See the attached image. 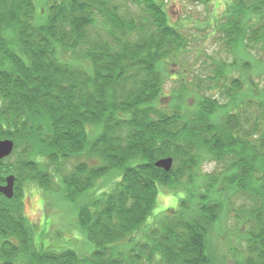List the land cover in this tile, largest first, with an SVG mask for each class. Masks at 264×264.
Instances as JSON below:
<instances>
[{
  "label": "trees",
  "instance_id": "trees-1",
  "mask_svg": "<svg viewBox=\"0 0 264 264\" xmlns=\"http://www.w3.org/2000/svg\"><path fill=\"white\" fill-rule=\"evenodd\" d=\"M218 24L234 61L196 84L217 94L170 110L156 104L163 63L188 40L160 0H0V137L15 142L0 182L16 177L11 198L0 192V264H220L211 240L227 187L251 207L234 208L240 240L225 261L264 264V0L228 2ZM165 157L169 171L155 165ZM212 161L221 167L201 171ZM30 183L88 198L76 222L90 253L35 242ZM184 185L148 224L160 186Z\"/></svg>",
  "mask_w": 264,
  "mask_h": 264
},
{
  "label": "rangeland",
  "instance_id": "rangeland-1",
  "mask_svg": "<svg viewBox=\"0 0 264 264\" xmlns=\"http://www.w3.org/2000/svg\"><path fill=\"white\" fill-rule=\"evenodd\" d=\"M230 1L232 0H160L164 5L169 23L180 29L188 42L181 52L167 58V62L163 63L167 79L162 95L156 101L157 105L172 110L177 105L183 104L188 107L195 104L196 94H217V89L211 91L203 87L200 90L196 84L198 81L202 84L208 82L206 77L214 74L213 69L217 66L216 63L234 61L235 55L230 52V47L225 43L218 24ZM239 72L237 70L236 75ZM260 86L264 89L263 80L260 81ZM216 96L224 101L220 95ZM251 112L253 117L260 113L255 108ZM219 166L221 167L220 164ZM219 166L214 161L204 162L201 171L213 172ZM262 166L258 174L264 177V155ZM187 189L186 185L177 190L160 186L156 208L148 224L157 225L170 215L173 208L178 207L179 199L183 197ZM233 191V187H227L222 193L226 198V208L222 223L212 235L211 240V249L216 261L220 264L229 263L228 259L227 262L225 261L229 257V251L233 245H238L240 240L237 235L240 229L237 227L235 220L237 214L234 208L236 209L243 202L247 207H251V200L245 194L233 195ZM87 200L88 198H82L77 202H67L58 192L50 193L35 183L24 184L23 207L25 215L36 230L35 242L42 249L60 251L72 248L79 254L90 253L93 245L82 234L76 222L78 206Z\"/></svg>",
  "mask_w": 264,
  "mask_h": 264
},
{
  "label": "water",
  "instance_id": "water-1",
  "mask_svg": "<svg viewBox=\"0 0 264 264\" xmlns=\"http://www.w3.org/2000/svg\"><path fill=\"white\" fill-rule=\"evenodd\" d=\"M14 146L15 142L13 139L0 137V159H4L11 155ZM173 163V157H165L157 160L155 165L169 171L172 168ZM15 178L14 174H8L5 176V183H0V192H2L7 198H11L14 194Z\"/></svg>",
  "mask_w": 264,
  "mask_h": 264
},
{
  "label": "flooded vegetation",
  "instance_id": "flooded-vegetation-1",
  "mask_svg": "<svg viewBox=\"0 0 264 264\" xmlns=\"http://www.w3.org/2000/svg\"><path fill=\"white\" fill-rule=\"evenodd\" d=\"M5 183V182H4ZM4 183H2V184H4Z\"/></svg>",
  "mask_w": 264,
  "mask_h": 264
}]
</instances>
